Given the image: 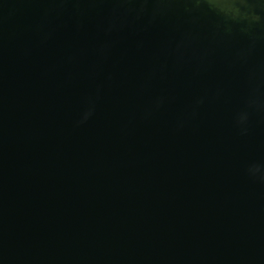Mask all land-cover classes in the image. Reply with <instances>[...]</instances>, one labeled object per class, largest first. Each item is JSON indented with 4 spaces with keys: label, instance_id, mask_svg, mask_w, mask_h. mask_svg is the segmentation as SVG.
Returning <instances> with one entry per match:
<instances>
[{
    "label": "water",
    "instance_id": "water-1",
    "mask_svg": "<svg viewBox=\"0 0 264 264\" xmlns=\"http://www.w3.org/2000/svg\"><path fill=\"white\" fill-rule=\"evenodd\" d=\"M0 264H264V0H0Z\"/></svg>",
    "mask_w": 264,
    "mask_h": 264
}]
</instances>
